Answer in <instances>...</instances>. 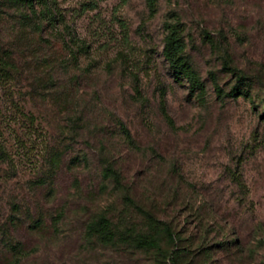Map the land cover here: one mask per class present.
I'll list each match as a JSON object with an SVG mask.
<instances>
[{"label": "rangeland", "instance_id": "obj_1", "mask_svg": "<svg viewBox=\"0 0 264 264\" xmlns=\"http://www.w3.org/2000/svg\"><path fill=\"white\" fill-rule=\"evenodd\" d=\"M141 210L184 262L264 264V0H0V264H173L124 237Z\"/></svg>", "mask_w": 264, "mask_h": 264}, {"label": "trees", "instance_id": "obj_2", "mask_svg": "<svg viewBox=\"0 0 264 264\" xmlns=\"http://www.w3.org/2000/svg\"><path fill=\"white\" fill-rule=\"evenodd\" d=\"M144 1L148 9L152 11L155 0ZM166 26L167 33L164 36L162 47V55L164 59L166 60L172 72L184 78L191 88L200 89L201 83L199 79L196 77L195 73L190 68V66L182 58L181 53L183 50V43L180 39L177 28L171 25ZM233 93H243L244 95H247V89H237ZM162 112L167 124H169V116L164 112L163 109ZM123 134L128 137V133L125 129H123ZM102 176L112 178V180L116 184H118L120 180L119 174L111 167L103 168ZM141 212L145 221V230L138 233H134L133 235L126 233V236H124L125 238L131 236V243L134 245V247L140 249L158 250L160 247V241L162 238H164L172 246L175 247V249L171 253V262H173V264H189L194 261H183L187 257L184 251L185 248L181 246L180 241L178 243L176 242L177 238L174 236V231L168 223L156 218L154 214L147 210H141ZM193 220L196 221L197 226L201 225L202 223V218L200 214L194 216ZM116 234L117 233L114 231L112 222L108 219L104 212L95 215L85 224L84 235L89 239H95L101 242L109 243L115 240ZM129 241L131 240L129 239ZM190 243H192V241ZM201 246L202 244L200 243L195 247V249H197L198 247L200 248ZM194 263L196 264V262Z\"/></svg>", "mask_w": 264, "mask_h": 264}]
</instances>
